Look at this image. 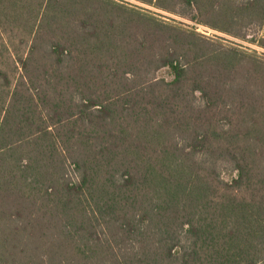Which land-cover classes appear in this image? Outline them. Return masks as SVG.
Listing matches in <instances>:
<instances>
[{
	"label": "trees",
	"instance_id": "16d2710c",
	"mask_svg": "<svg viewBox=\"0 0 264 264\" xmlns=\"http://www.w3.org/2000/svg\"><path fill=\"white\" fill-rule=\"evenodd\" d=\"M120 1L0 0V264H264V53ZM135 1L264 48V0Z\"/></svg>",
	"mask_w": 264,
	"mask_h": 264
},
{
	"label": "rangeland",
	"instance_id": "374dc122",
	"mask_svg": "<svg viewBox=\"0 0 264 264\" xmlns=\"http://www.w3.org/2000/svg\"><path fill=\"white\" fill-rule=\"evenodd\" d=\"M121 2L120 0H116ZM127 1L128 3L126 4L127 6H133L136 5L138 8L143 11V12H151L153 15L157 17V19L173 25L174 26V34L179 35L182 34L180 32L181 29L191 31L194 33L196 37L200 38H205L208 40V45L210 44L211 46L215 45H232V46H237L245 51L252 52L255 51L258 54H263L264 53V48L259 46L255 42H250L246 39H241L238 37H234L231 35H228L226 33H223L219 30L213 29L208 25H204L203 23L196 22L194 20H191L189 18L180 16L178 13L175 12H170L166 10H162L147 4H143L141 2L135 1V0H124ZM250 34L248 37L252 36H260L261 32L259 30H250ZM214 43V44H212ZM209 45V46H210ZM153 77L160 79L163 78L165 80H170L172 78V74L167 67H161L158 70L154 72ZM228 169H222L221 171V177L224 179H227L229 176Z\"/></svg>",
	"mask_w": 264,
	"mask_h": 264
}]
</instances>
